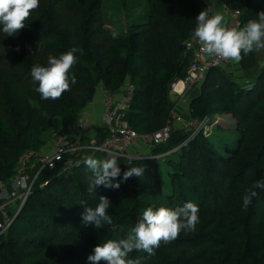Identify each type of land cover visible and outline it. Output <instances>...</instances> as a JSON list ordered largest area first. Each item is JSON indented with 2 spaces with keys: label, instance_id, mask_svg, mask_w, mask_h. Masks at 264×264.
<instances>
[{
  "label": "trees",
  "instance_id": "16d2710c",
  "mask_svg": "<svg viewBox=\"0 0 264 264\" xmlns=\"http://www.w3.org/2000/svg\"><path fill=\"white\" fill-rule=\"evenodd\" d=\"M219 1L240 11L241 27L264 10V0ZM146 5L140 16L127 12L121 31L108 27L102 0H40L16 36L6 37L0 25V182L15 175L27 150L45 147L47 131L68 132L99 97V86L113 94L125 83L133 86L124 120L140 135L167 123L175 107L170 84L185 75L191 58L185 41L196 16L208 8L205 0H146ZM73 46L83 50L70 72L76 84L58 100L41 99L32 66H46L48 56L59 57ZM256 61V53L244 56L237 76L222 67L209 69L188 101L187 116L217 127L224 123L217 116L230 114L239 134L233 146L225 142L221 151L212 134H191L174 124L166 141H148V155L117 157L122 173L145 168L143 176L119 189L88 191L93 177L84 161L97 156L89 150L70 155V169L43 168L0 237V264H92L87 257L94 247L126 236L148 207L188 201L199 207L194 232H181L154 255L133 251L129 258L141 257L142 264H264V189H255L250 205L243 206L246 191L264 180V64L252 75ZM107 134L101 127L94 140ZM31 168L33 175L38 163ZM102 195L110 199L115 228L82 223L85 207L94 209Z\"/></svg>",
  "mask_w": 264,
  "mask_h": 264
},
{
  "label": "clouds",
  "instance_id": "9594fccd",
  "mask_svg": "<svg viewBox=\"0 0 264 264\" xmlns=\"http://www.w3.org/2000/svg\"><path fill=\"white\" fill-rule=\"evenodd\" d=\"M40 0H0V25L6 37L16 36L26 27L32 11L38 9ZM257 19H250L242 27L229 26L225 16L217 12L209 15L204 9L196 16V26L191 33L193 40L200 44V51L208 57L225 61L237 66L244 56L250 53L264 51V10L257 13ZM116 38V33H112ZM82 49L73 46L61 53L59 57L48 56L46 66L39 64L31 68V77L38 86L35 91L43 100H58L63 93L70 91L71 85L76 84V77L70 75L71 69L77 62L76 53L82 54ZM91 170L92 179L88 191L92 192L97 186L106 189H119L121 183L131 177H141L145 168L129 167L122 170L117 163V157L111 156L99 160L89 156L84 161ZM119 178V179H118ZM255 189H264V180H258L243 196V206L247 208L256 195ZM111 206L107 196H100L99 203L93 209L85 207L81 214L82 223L94 225L99 229L105 225L117 227L108 209ZM199 223V207L191 201L182 206L154 209L148 207L127 235L119 239H107L96 245L93 253L87 257L92 264H142V258H129L133 251L154 255L162 243L168 244L179 238L181 232H194ZM123 231V227H121Z\"/></svg>",
  "mask_w": 264,
  "mask_h": 264
},
{
  "label": "built area",
  "instance_id": "2783aa9c",
  "mask_svg": "<svg viewBox=\"0 0 264 264\" xmlns=\"http://www.w3.org/2000/svg\"><path fill=\"white\" fill-rule=\"evenodd\" d=\"M206 8L209 10V15L216 13L215 2H219L221 10L227 15V22L229 26H240V11L238 9L230 8L224 2L219 0H205ZM241 27V26H240ZM186 49L191 52V58L188 63L185 75L174 80L169 87V93L176 94L184 100V93L194 87H199L203 82L207 71L211 68L224 67L228 64L222 60H216L208 57L200 51V44L193 40L192 37L185 41ZM133 93V86L125 83L123 89L119 93H111L102 91L98 100L101 107V122L102 126L106 127L108 134L103 141L97 143L94 139L87 144L80 141V131L87 127L90 122L92 114L85 110L78 117V119L70 124L68 132L59 133L48 150L41 151L27 150L19 160V167L14 176L5 182H0V237L3 236L10 227L13 217L21 208L25 201L35 178L43 168L54 169L60 167V170L70 169L72 164V157L74 153H80L83 150L91 152H102L107 156L123 157L132 159L131 151L136 145L137 141L142 138L146 141H153L155 143L164 142L169 138V135L174 124L178 125L186 132L191 134L202 131L208 134L205 125H213L208 123V119H192L190 116H184L178 113L174 107L169 112V119L167 123L153 132L151 135L142 136L132 129L124 120L125 110L129 106V102ZM33 161L38 163L39 168L32 175L27 171V163ZM31 166H29L30 168ZM14 212L13 215L10 213Z\"/></svg>",
  "mask_w": 264,
  "mask_h": 264
},
{
  "label": "rangeland",
  "instance_id": "374dc122",
  "mask_svg": "<svg viewBox=\"0 0 264 264\" xmlns=\"http://www.w3.org/2000/svg\"><path fill=\"white\" fill-rule=\"evenodd\" d=\"M102 5L101 6V11H102V16L104 19L109 20L111 22V28L117 30V31H121L124 27V23L126 22V16H127V12L130 15V17L132 15L136 16V15H141L142 13H144V11L147 8L146 5V0H102ZM130 20V19H129ZM257 54V61H256V66L252 71V75L255 74V72L261 68V66L264 64V51H261ZM227 67V65H226ZM240 74V73H238ZM237 81H241L243 80L240 77L236 78ZM101 86L98 87L97 90V96H99L100 92H101ZM188 97V95H187ZM170 98L172 100L175 99L174 95H170ZM177 99L180 98L178 97ZM212 120L216 119V116H212L211 117ZM218 119H220L221 121L224 122V124L220 127L214 126V125H205V128L208 131V134H212V138L215 141L216 146L221 150L224 151V145L225 142L227 144H229L230 146H233L235 144L236 139L239 137L238 131L235 129V120L233 118L230 117V115H224V114H220L217 116ZM57 129L56 127L49 131H47L45 133V137L47 142L49 143L50 141L52 142V140H54V138L59 135L58 132H56ZM81 143L83 144H87L91 141L90 137L88 136H82L80 138ZM140 143H144L146 145L145 150L141 151L136 145L133 147L131 153L132 155L134 154V156L138 157V156H145L148 155V151L150 150V143L142 138L139 139ZM139 151V152H138ZM109 156H107L105 153L102 152H98L96 159L99 160H104L105 158H108ZM128 159V158H126ZM133 159V158H132ZM129 160V159H128ZM126 160V161H128ZM160 161H162L160 159ZM35 162L30 161L27 163V171L31 170L32 168L29 166H33Z\"/></svg>",
  "mask_w": 264,
  "mask_h": 264
},
{
  "label": "crops",
  "instance_id": "0c3cea01",
  "mask_svg": "<svg viewBox=\"0 0 264 264\" xmlns=\"http://www.w3.org/2000/svg\"><path fill=\"white\" fill-rule=\"evenodd\" d=\"M215 9H216V13L220 12L225 16V19L227 21V15L221 10L220 4L219 2H215ZM108 27H112L111 24H108ZM227 65V67H226ZM224 65V69L227 71L228 74H232L233 76H237L239 75L238 73H240L239 71V66H233L231 64H226ZM253 71V70H252ZM259 71V69L255 72V74ZM252 73V72H251ZM254 74V75H255ZM198 87H194L188 91H186L184 94L187 95L184 97V100H182V97L179 101V99H177L178 97L176 96V94H172L175 96V109L178 113L183 114L184 116H187L188 114V101L189 99L192 97V95H195L198 92ZM86 110L90 111V113L92 114V117L90 119V122L87 124V127L81 131L80 133V137H82L83 135L90 137L91 140L94 139V135L97 132V130H99L102 126V122H101V107L98 103V100H95L93 102H91L88 107L86 108ZM225 115V114H224ZM226 115H230V114H226ZM230 117L232 118V116L230 115ZM224 124V123H223ZM139 141V140H138ZM51 145V141L49 143H46L45 147L43 149L48 150L49 147ZM141 151L147 149L146 145L140 142H137V146ZM139 152V151H138Z\"/></svg>",
  "mask_w": 264,
  "mask_h": 264
}]
</instances>
